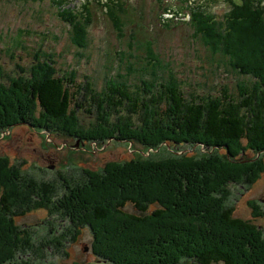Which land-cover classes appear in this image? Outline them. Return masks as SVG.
<instances>
[{
    "label": "trees",
    "instance_id": "obj_1",
    "mask_svg": "<svg viewBox=\"0 0 264 264\" xmlns=\"http://www.w3.org/2000/svg\"><path fill=\"white\" fill-rule=\"evenodd\" d=\"M95 1L119 32L138 21L131 19L125 0ZM184 1L195 41L219 52L243 76L237 94L227 85L217 94L189 90L149 50L146 64L136 67L128 60L126 73L105 78L98 89L88 76L77 81L75 70L58 73L53 52L42 48L28 65L15 62L16 71L0 63V130L27 122L50 134L87 141L116 136L148 152L86 171L88 177L59 195V208L77 227L75 233L84 227L91 231V250L101 262L73 264H264L263 227L235 216L225 189L227 183L248 188L264 171V3L229 0L219 19L207 10V0ZM52 2L59 20L66 22L70 42L85 49L95 13L92 0L78 9L68 0ZM93 107L96 121L86 126L78 108L91 113ZM197 143L213 149L204 153L199 148L195 154ZM160 149L166 154L150 152ZM0 168V264H31L34 237L17 219L35 209L53 216L63 212L52 208L55 186L1 156ZM7 171L14 174V188L12 179L2 177ZM22 197L27 205L14 208ZM255 202H248L252 217H264ZM128 204L138 213L127 211ZM54 239L46 247L64 253V244Z\"/></svg>",
    "mask_w": 264,
    "mask_h": 264
},
{
    "label": "rangeland",
    "instance_id": "obj_2",
    "mask_svg": "<svg viewBox=\"0 0 264 264\" xmlns=\"http://www.w3.org/2000/svg\"><path fill=\"white\" fill-rule=\"evenodd\" d=\"M52 1L0 0V63L5 70L16 71L15 62L28 65L38 49L42 48L48 53L53 52L58 73L75 70L77 81L83 82L87 80L85 76H88L98 89L104 86L105 78L116 76L118 71L126 73L128 60L134 62L136 67L146 64L149 50L153 55L157 54L161 63L170 66L189 90L193 88L198 92L217 94L222 86L227 85L231 93L238 92L236 85L243 76L225 64L219 52L213 53L195 41L192 30L186 23L190 15L182 8L184 0H125L131 9V19L133 17L138 21L129 22L120 32L112 25L103 6L92 0L95 13L88 28L89 44L85 49L70 42L66 22L57 17V5ZM84 1L68 0V3L71 7L74 6L72 9H78L77 6ZM207 2V10L222 19L229 0ZM164 6L171 7V11ZM133 7L136 8L135 11L132 10ZM141 15L142 22L139 19ZM78 109L80 122L84 125L89 126L90 122L96 121L94 107L91 113ZM115 117L116 114H113L111 119L114 120ZM118 139L110 136L102 142L87 141L63 134H50L48 130H40L29 126L27 122H20L0 130V156L34 176L32 178L53 183L55 188L50 194L52 208L60 209L62 204L59 199L62 197L59 195L65 194L66 188L80 181V178L88 177L89 175H85L86 171L98 170L109 161L128 160L148 153L139 150V145ZM199 148L204 153L213 149L197 143V146L192 147L196 150L195 154H198ZM188 149L190 147L177 152H186ZM150 152L153 156L166 154L164 149ZM2 177L5 180L12 179L11 187H16L13 172L7 171ZM244 186L241 183L225 185V189L230 192L228 203L233 206L235 216L252 219L253 223L264 229V217H252V208L248 205V202L255 200L256 209L264 211V171L251 186ZM18 190L14 189L15 194ZM26 202V197L16 199L13 207L26 206ZM125 209L138 213L131 204ZM64 212L53 216L45 209H35L17 219L18 224L27 228L34 237L30 240L31 245H34V250L29 253L31 264L46 261L56 264L101 263L91 250V231L84 227L82 230L78 228V233H75L77 227L69 225ZM54 237L64 244V253L57 254L58 249L46 247L49 240H55Z\"/></svg>",
    "mask_w": 264,
    "mask_h": 264
}]
</instances>
